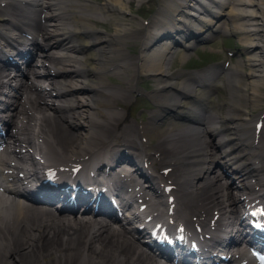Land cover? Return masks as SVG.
<instances>
[{
  "label": "bare ground",
  "instance_id": "6f19581e",
  "mask_svg": "<svg viewBox=\"0 0 264 264\" xmlns=\"http://www.w3.org/2000/svg\"><path fill=\"white\" fill-rule=\"evenodd\" d=\"M27 1L37 11L29 9L30 5L21 9ZM131 1L0 0V55H6L4 44L12 46L17 39L24 43L15 45L35 47L40 52L30 61V78L25 76L26 80L11 77L7 68H0V94L8 86L13 91L9 104H5L11 112L5 121L14 128L5 138V144L13 146L0 153L3 174L11 172L3 175L0 184V253L8 249V259L4 256L7 260L2 264H37L40 260L48 264H158L137 248L130 223L112 229L106 220H71L69 214L39 211L34 204L20 202L24 198L19 196L39 194L38 189L31 190L23 183L36 177L38 170L31 171L30 165L23 167L25 162L35 167L37 157L47 166L58 168V176H68L70 172L61 171L62 166L73 159L83 161L88 155L90 161L101 142L113 138L121 143L107 145L109 157L93 158L97 161L89 168L132 160L139 179L150 178L151 184L145 181L143 186H150L144 189L145 194L153 191L160 206L163 195L158 194L157 184L172 180L177 187L171 191L176 195L177 209L185 216L189 210L198 213L194 214L197 222L210 235L212 244L216 233L220 235L214 242L224 248L236 242L238 236L232 232L240 206L256 199L264 202V127L259 134L255 131L257 123L264 124V113L248 118V108L263 103L259 99L264 89V0H164L149 24L138 20L136 32L129 23L132 20L121 17L130 14ZM105 23L112 26V32L99 28ZM142 27H148L149 33L140 34ZM29 29L41 34L43 46L22 38L21 34ZM216 31L238 34L245 47L244 59L235 65L229 63L227 68L216 67L219 73L209 69L214 79L207 81L202 76L205 78L208 71L196 79L194 74L169 70L179 43L183 63L196 43ZM135 40L140 41L139 53H123L125 46ZM13 49L18 56L20 50ZM38 63L43 73L34 69ZM51 70L56 76L49 74ZM131 70L134 76L128 79ZM222 73L226 93L221 101H210L209 96L220 88L212 83ZM139 74L148 75L156 83L149 96L156 110L150 112L140 129L133 131L127 110L118 111L114 103L125 101L131 91H137L133 81L139 80ZM106 75L118 76L127 89L106 82ZM53 92L61 99L52 98ZM56 102L61 105L55 106ZM31 123L36 127L32 128ZM59 130L66 134L67 143L61 141ZM95 142L98 144L93 145ZM64 153L72 158L64 160ZM157 161L162 166L160 171L168 169L166 177L154 171ZM215 167L222 172L216 174ZM129 170L121 166L116 173L130 178L126 174ZM227 172L239 185L226 180ZM20 173L25 174L23 180ZM117 179L122 178L117 175ZM131 182H127L128 188ZM212 209L218 219L211 214ZM215 227L217 230L212 231Z\"/></svg>",
  "mask_w": 264,
  "mask_h": 264
},
{
  "label": "rangeland",
  "instance_id": "374dc122",
  "mask_svg": "<svg viewBox=\"0 0 264 264\" xmlns=\"http://www.w3.org/2000/svg\"><path fill=\"white\" fill-rule=\"evenodd\" d=\"M163 1L164 0H144V2H142V3H138L136 0L131 1V3L129 4L130 14L125 15V16H121V17H122V19L127 20V21L132 20L129 23H130V25L132 24L131 27L136 32L137 31L136 29L139 28V26L137 25L138 20H139V22L142 21V22L149 24L152 21L153 17L155 16V13H157L159 8L164 5ZM93 2L99 3V2H101V0H93ZM132 16H133V18L130 19ZM221 20L225 21L224 18H222ZM228 25L230 26L229 23H228ZM99 28L103 29V31H105V33L112 32V30H113L112 26L109 23L99 24ZM146 31L149 32V28L148 27L147 28L142 27V29L140 30V34H144ZM238 37H239L238 34H223L222 32L218 31L212 38L210 37V40H208L207 42H203L201 44L194 46L192 48V50L189 52L188 59L183 63L179 59L180 58L179 53L182 50V48L180 49V47L177 46V48H179V49H176V53H175L173 59L170 61L169 70L174 73L175 71H179V70L183 71L184 69H189V68H200V67H202V65H204L206 63H209V65H207L203 68H200L201 71L212 68L214 65L215 66L221 65V63H224V62H231L232 65H235L237 60L244 59V48L245 47L239 42ZM140 49H141L140 48V41L135 40V41L129 43L127 46H125V50L123 51V53L126 52L128 55L131 56V55L138 54ZM229 53H231L232 55H229ZM210 62H212V63H210ZM244 70L246 71V68H244ZM133 73H134V71L131 70L130 76L127 78L128 79L132 78L134 76ZM210 75H212V73ZM221 76H222V74H220L218 79H216L213 82V84L221 87V89L217 90V92L214 93L210 97L211 100L221 101V96H224V94L226 93L225 91H226L227 87H226V84L224 86ZM105 79H106V82H108L114 86H118L119 88L121 87V90L127 89L126 88L127 86H125V85L123 86V82L121 81V79L118 76L112 77L111 75H106ZM213 79H214V77H213ZM133 83L135 84V87H136L135 89L137 91L136 92L131 91V93H129L130 97L128 99H126L125 101H121V102L115 101L114 104L116 105L115 106L116 109H118L120 111L123 110L124 112H126V110H127V114L129 113L127 119H129L130 122H133V124H134L133 131H134V130H138V128L141 127L142 124H145L147 122L150 112L156 110L155 104H153L152 100L149 98L152 91L155 89L156 83L148 75L145 76V74L142 76L140 75L139 80H134ZM131 87H133V86L131 85ZM235 93H237V92L235 91L234 94ZM260 93L263 96L264 95V89H261ZM262 96H260V99H259L260 102L259 103H262V102L263 103L261 105L259 104L260 106L258 108H248V110H249L248 113L250 114V115H248V118L250 120L255 118L258 113L264 111V96L263 97ZM252 124H253V122H252ZM108 126H111V125H108ZM64 130H66V129L64 128ZM102 130H104V129H102ZM73 132L75 133V131H73ZM58 133H59V136L61 135L60 138L61 139L63 138L61 140V141H63V144L67 143L66 141L68 139L65 138L66 134L64 132H60V130ZM108 136L110 137V134H108ZM138 138H140V137H138ZM146 140L147 139L145 138V140L143 139L141 142L145 143ZM113 143H114V145L119 144V143H121V140L117 139V138L109 139L107 142H101L100 146L97 147L96 149L100 150L102 148H105V146L113 144ZM152 143H154V141H152ZM97 144H98V142L93 143V145H97ZM66 145H67V148H69L68 144H66ZM66 145H64V146H66ZM70 146H71V144H70ZM151 152H154V151H151ZM62 157L65 158V160H68L70 156H69V154L64 153L62 155ZM157 169L160 170V168L158 166H157V168L154 167V171L155 170L158 171ZM216 172H217V169H216ZM172 174H173V172H172ZM211 212L213 213V209ZM189 216H193V215H189ZM9 249H11V248H9ZM6 251L2 254L0 253V264L4 263L8 259V254H6L7 253ZM4 256L7 257V259L3 258ZM1 258H3V259H1ZM37 264H48V263L40 260Z\"/></svg>",
  "mask_w": 264,
  "mask_h": 264
}]
</instances>
